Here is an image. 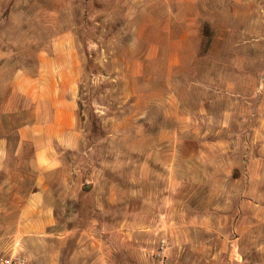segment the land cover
I'll list each match as a JSON object with an SVG mask.
<instances>
[{"label": "rangeland", "instance_id": "obj_1", "mask_svg": "<svg viewBox=\"0 0 264 264\" xmlns=\"http://www.w3.org/2000/svg\"><path fill=\"white\" fill-rule=\"evenodd\" d=\"M64 33L70 34L81 63L79 142L76 149L60 154V169L51 179L55 224L44 235L64 241L37 245L36 236L27 237L31 240L20 239V251L32 264H42L38 249L45 256L61 249L68 262L77 246L92 252V240H106L114 257L110 264H149L146 254L165 239L167 264H207L193 258L185 245L183 260L176 258L178 250L172 242L176 235L206 236L216 237L217 264H235L229 261L228 240L236 235L229 223L239 226L246 221L252 228L244 233L243 260L238 255L233 258L242 260L237 264H264V252L256 249L263 243L264 196H243V133L234 142L237 183L228 175L232 169L228 152L221 154L224 161L217 162L222 163L219 167L214 166L216 151L207 145L200 148L202 141L229 142L234 136L229 137V128L243 132L264 112V0H197L191 5H168L162 0H0V60L8 63V72L24 67L34 73L42 51L48 53ZM200 106L207 114L203 139L196 130L197 121L202 122ZM139 113L145 142H156L161 127H172L164 134L178 144V168L170 178L177 183L173 190L183 189L188 196L163 198L155 223L144 229L122 226L119 234L115 220L125 215L127 221H135L137 215L116 212L111 205L109 211H101L107 183L102 176L116 174L111 164L133 154V141L140 139L134 137ZM187 115L192 126L182 132L176 124ZM181 157L192 172L183 174ZM121 185L128 194L134 187L129 180ZM128 194L127 211L135 205ZM184 203L189 205L190 217L209 220L207 228L216 234L197 226L183 227ZM170 206L172 211L167 210ZM94 224L98 228L91 230ZM15 233L6 225L0 227V240L8 245L5 249L14 246ZM116 235L124 239L125 251H116Z\"/></svg>", "mask_w": 264, "mask_h": 264}, {"label": "crops", "instance_id": "obj_2", "mask_svg": "<svg viewBox=\"0 0 264 264\" xmlns=\"http://www.w3.org/2000/svg\"><path fill=\"white\" fill-rule=\"evenodd\" d=\"M162 1L168 5L176 3L191 5L197 0ZM48 50V53L45 50L42 51L34 73H30L24 67L17 68L14 72H8V63L0 60V227L6 225L10 230L15 229L16 232L13 239L14 246H11V249H5L8 245L0 240L1 252L20 250L18 248L20 239L31 240L27 237L36 236L37 245H61L64 241V239L59 240L44 235L55 224L54 208L52 202L50 203L51 179L60 169V154L65 150L76 149L79 142L77 94L81 63L69 33L58 35ZM203 102L205 101L202 100L201 105H204ZM262 105L261 101L260 107ZM203 107L200 106V110H198V116L202 117V122L197 121L196 128L198 134L200 133L202 136L201 139L204 138L203 124L207 116ZM140 114L136 118L138 123L134 124L136 126L134 137L137 138L140 135V139L133 141L135 148L133 154H130L131 156L124 155L122 160L116 159L111 164L115 167L112 170L116 174H107L106 176L103 174L102 176L103 181H107V183L102 194L104 204L100 207L101 211H109L107 207L110 209L111 205L115 207L116 212H129L128 214L137 215L134 217L135 221H127L125 215L121 219L115 220L114 226L119 234L122 226L129 228L135 226L134 228L144 229L155 223L156 216L162 209L163 198L188 196V192L183 189L181 191L173 190V186L177 183L173 184L172 178H170L178 168L175 162L178 155L176 152L178 144L177 140H169L168 138L171 136L167 138L164 134L172 127L167 125L161 127L156 142H145V132L141 133L143 126L141 121L144 120ZM259 117L256 124L244 126L243 132H241L242 129L229 128V137L234 133L229 142L220 139L210 143L202 141V146H200L201 149L205 145L211 146L216 151L214 166L220 167L222 163L217 162L224 161L221 154L226 155L228 152V165L231 164L232 167L228 175L233 182L237 183L238 178L233 176L235 168L237 169L234 142H236L237 136L243 133L244 144L241 161L243 165L242 178L244 177L245 181L243 196L246 197L264 196V112ZM189 123L191 120L187 115L179 118L176 127L182 132H189L192 126ZM193 129L194 126L192 131ZM220 131L222 128L217 131V134H220ZM185 159V157H181L180 165H184V173L183 170L182 173L188 174L192 170H188V162ZM200 171L198 165L196 173L200 174ZM127 180L134 183L130 194L126 193L125 187L121 185V182ZM162 180L166 183H163V190L159 192L158 187ZM181 180L183 181L185 178H181ZM127 194L135 201V205L129 211L124 209ZM172 206L175 205L172 204ZM172 206L167 207V210L172 211ZM184 206L186 209L182 208L184 209L182 212L184 214V217L182 216L184 218L182 220L183 227L197 226L202 228L204 233L216 234L214 233L216 231L207 228L209 220H197L190 217L188 203H184ZM173 209L174 212L178 211L176 207ZM182 209L179 211L181 212ZM203 221L204 224H202ZM193 223H199L201 227ZM229 225L236 233L232 239L228 240L229 261L237 264L236 262L243 260L240 248L242 241L246 240L244 233H247L252 225L246 221L241 222L239 226L238 223L233 222H230ZM180 227L182 225H179ZM96 228L98 227L95 225L91 230ZM119 238L116 235V239H114L117 246L115 249L118 252L125 251V244H121L124 239ZM213 238L208 239L206 236L202 238L180 236L178 238L176 235L172 241L178 250L175 257L183 260L181 251L185 252V249L188 248L191 256L195 259L198 258L199 263L204 261L207 264H217L216 258L219 250L216 239ZM219 240L221 239L219 238ZM90 244L94 246L92 252H90L91 249L77 246L69 255L68 262L64 260L61 249L59 253L56 252L52 256H45L46 254H41L38 249V260L42 261V264H110L114 262L113 252L109 251L106 240H92ZM257 247L258 251L264 252V236L263 243H258ZM236 255L242 260L234 259L233 256ZM187 259H190V256Z\"/></svg>", "mask_w": 264, "mask_h": 264}, {"label": "built area", "instance_id": "obj_3", "mask_svg": "<svg viewBox=\"0 0 264 264\" xmlns=\"http://www.w3.org/2000/svg\"><path fill=\"white\" fill-rule=\"evenodd\" d=\"M168 243L160 239L156 247L146 254L149 264H167ZM0 264H31L30 259L20 250L0 251Z\"/></svg>", "mask_w": 264, "mask_h": 264}, {"label": "water", "instance_id": "obj_4", "mask_svg": "<svg viewBox=\"0 0 264 264\" xmlns=\"http://www.w3.org/2000/svg\"><path fill=\"white\" fill-rule=\"evenodd\" d=\"M88 188H89V186H86V187H85V189H88Z\"/></svg>", "mask_w": 264, "mask_h": 264}, {"label": "trees", "instance_id": "obj_5", "mask_svg": "<svg viewBox=\"0 0 264 264\" xmlns=\"http://www.w3.org/2000/svg\"><path fill=\"white\" fill-rule=\"evenodd\" d=\"M84 190H87V189H84Z\"/></svg>", "mask_w": 264, "mask_h": 264}]
</instances>
